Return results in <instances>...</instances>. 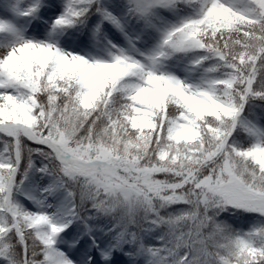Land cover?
I'll return each instance as SVG.
<instances>
[{
  "label": "snow or ice",
  "instance_id": "snow-or-ice-1",
  "mask_svg": "<svg viewBox=\"0 0 264 264\" xmlns=\"http://www.w3.org/2000/svg\"><path fill=\"white\" fill-rule=\"evenodd\" d=\"M0 264H264V0H0Z\"/></svg>",
  "mask_w": 264,
  "mask_h": 264
},
{
  "label": "rangeland",
  "instance_id": "rangeland-1",
  "mask_svg": "<svg viewBox=\"0 0 264 264\" xmlns=\"http://www.w3.org/2000/svg\"><path fill=\"white\" fill-rule=\"evenodd\" d=\"M229 222L235 224L237 227L246 228L251 221L247 219L230 218ZM153 243L155 244L156 242L153 241Z\"/></svg>",
  "mask_w": 264,
  "mask_h": 264
}]
</instances>
